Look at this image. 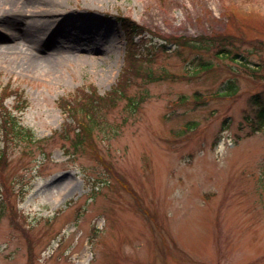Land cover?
<instances>
[{"label":"rangeland","instance_id":"obj_1","mask_svg":"<svg viewBox=\"0 0 264 264\" xmlns=\"http://www.w3.org/2000/svg\"><path fill=\"white\" fill-rule=\"evenodd\" d=\"M25 1L0 0V20L32 23ZM54 9L44 20L66 40L0 50V85L26 99L21 123L36 141L5 142L0 130V264H264V0ZM119 15L144 27L133 50L142 60L122 95L97 97L87 144L65 109L124 73Z\"/></svg>","mask_w":264,"mask_h":264},{"label":"bare ground","instance_id":"obj_2","mask_svg":"<svg viewBox=\"0 0 264 264\" xmlns=\"http://www.w3.org/2000/svg\"><path fill=\"white\" fill-rule=\"evenodd\" d=\"M57 0H27L24 2V6L29 8L31 16H34V21L32 23H28L27 25H23L22 22L18 20H14L12 18H8L5 20H0L5 27L1 29V31L7 34V39L9 42L6 44H1L2 40H6L4 37H0V50L2 53H16L19 50H26L29 48L31 43H38L42 41V38H47L50 35L53 38V42L58 44L62 41L66 40L64 35L60 37H54L55 29L49 26V23L44 20V17L53 16L56 11L54 7L56 6ZM61 21V20H60ZM50 22V21H49ZM43 29V31H42ZM59 29L61 26L59 25ZM45 32V34H44ZM2 36V34L0 33ZM4 36V35H3ZM6 37V36H5ZM13 43V44H10ZM74 49H82L84 47L74 46ZM90 52L94 51V48H88ZM87 50V51H88ZM33 69H41L44 65L40 62H33L28 65Z\"/></svg>","mask_w":264,"mask_h":264},{"label":"trees","instance_id":"obj_3","mask_svg":"<svg viewBox=\"0 0 264 264\" xmlns=\"http://www.w3.org/2000/svg\"><path fill=\"white\" fill-rule=\"evenodd\" d=\"M120 21H121V25H122L125 33H126V37L128 39V44H129V53L128 54L130 55V59H129V65L124 70V73L122 75L120 83L118 84V86L114 87L113 91L109 94L111 96L109 98H112V97L116 96V94H118L120 92L121 88L123 87L124 81L126 82L125 77L127 75H130V76L135 75V73L138 71L137 66H139L140 62H141V59H140L141 57H137L136 55H133L132 48L137 45V44H135V42H136L135 38H136V36L138 34L143 32V28L140 25H138L136 22L131 20L130 18H121ZM185 43L186 42H182V44H185ZM131 51H132V53H131ZM129 82H130V80H129ZM235 90H236V86L232 85V91L235 92ZM1 93H0V95H1ZM101 99L105 100L104 98H101ZM94 102H96V99L95 98H90V104H86L87 107L89 106V108L91 109L92 108L91 106L94 104ZM68 105H69L67 107L68 110H69V114L68 115L72 116L73 106H72V104H68ZM86 105H82L83 108H85ZM1 112H3L4 115L2 117H0V127L3 126V124H6L8 122L7 119H6L8 117V115H9V117L11 115H13V113H11V112L8 113L6 108L2 105V100H1V97H0V115L2 114ZM93 113H91V115L89 114L90 117L93 116ZM261 113H264V109L261 111ZM12 119H13L12 121H15L12 124L13 129L15 130V129L20 128V125L16 121V118H12ZM263 121H264V119H262V122ZM8 123H12V122H8ZM79 128H80V131H78L77 134L80 135V136L87 137L88 133L82 127H79Z\"/></svg>","mask_w":264,"mask_h":264}]
</instances>
